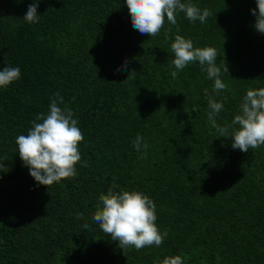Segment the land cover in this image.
I'll list each match as a JSON object with an SVG mask.
<instances>
[{"label":"trees","instance_id":"obj_1","mask_svg":"<svg viewBox=\"0 0 264 264\" xmlns=\"http://www.w3.org/2000/svg\"><path fill=\"white\" fill-rule=\"evenodd\" d=\"M34 2L41 17L28 24L22 19ZM181 2L212 15L193 23L181 12L177 25L165 16L150 37L133 28L126 0H0V70L5 54L21 69L0 88V264H160L177 255L183 264H264V145L233 149V138L208 120L204 89L215 95L214 81L199 62L173 79L170 63L177 34L218 51L217 65L224 60L229 72L216 120L230 124L247 90L264 88L257 0ZM125 61L127 71H117ZM57 92L84 140L78 174L48 188L31 177L15 140ZM137 134L149 145L144 159ZM113 183L153 199L156 224L168 231L161 246L124 254L93 221Z\"/></svg>","mask_w":264,"mask_h":264},{"label":"clouds","instance_id":"obj_2","mask_svg":"<svg viewBox=\"0 0 264 264\" xmlns=\"http://www.w3.org/2000/svg\"><path fill=\"white\" fill-rule=\"evenodd\" d=\"M126 4L133 28L150 37L160 33L165 24V16L171 25H177V15L181 12L193 23L197 20L205 23L212 15L208 8L201 10L195 4L183 3L181 0H126ZM38 7V2L29 4L22 20L28 24L38 23L41 17L37 11ZM257 9L251 10L256 18L254 28L264 34V0H257ZM170 32L171 28L167 29L165 39L169 38L167 33ZM171 53L174 59H171L170 63L176 69L171 72L173 79L177 77L178 71L184 70L189 63L199 62L201 71L207 74L208 79L214 81L212 93L215 95L210 94L207 88L204 89V95L208 101V120L220 137H232V148L245 153L264 145V88L248 89L239 105V114L235 115L230 124L221 126L216 117L223 110L224 103L218 101L217 97L227 88L221 78L222 75L228 76L226 62L221 59V63L225 65L222 69L216 63L218 51L214 47H194L190 38L186 39L179 34L171 44ZM5 62L7 67L0 70V88H5L21 78V69L7 63V54ZM127 69L128 63L125 61L117 71ZM133 72L135 71L129 76ZM223 99L226 100L227 97ZM48 107L47 114H37L27 135L17 136L15 142L18 145L19 157L29 169L31 177L38 185L49 188L56 182L78 174L76 165L81 161L79 144L84 140V136L78 127V119L73 118L74 112L65 104L59 92L52 98ZM229 128L232 129L231 133ZM133 146L138 153H142L141 159L147 157L146 150L149 145L142 136L137 134ZM82 166L87 167V161ZM118 188L119 186L113 183L107 194H100L92 216L93 221L112 241L118 242L124 254L130 247L141 250L148 246H161L168 236V231L161 232L156 224V204L153 199L140 191H117ZM77 219H83V213H78ZM82 227L89 229L90 225L85 222ZM160 264H183V260L180 255L168 256Z\"/></svg>","mask_w":264,"mask_h":264}]
</instances>
